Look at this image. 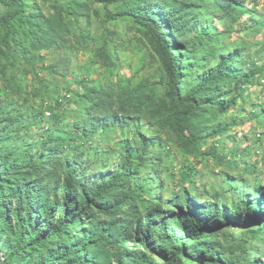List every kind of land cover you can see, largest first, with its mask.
<instances>
[{
  "label": "trees",
  "instance_id": "16d2710c",
  "mask_svg": "<svg viewBox=\"0 0 264 264\" xmlns=\"http://www.w3.org/2000/svg\"><path fill=\"white\" fill-rule=\"evenodd\" d=\"M39 1L54 12L45 14ZM104 1L109 21L131 20L143 29L164 71V94L145 79H125L113 91L84 84L76 96L73 132L58 128L63 111L51 105L0 106V238L10 253L6 264H264L254 256V243L264 237V199H256L264 187L244 194L232 215L241 218L243 234L225 231L221 239L213 223L223 217L212 205L197 203L186 187L166 195L161 180L144 174V164L155 165L150 152L155 138L137 133V139H125L117 166L100 178L84 160L99 157L90 145L137 122L167 129L188 155L200 152L201 140L227 135L236 125L229 113L250 76L238 67L241 53L225 50L202 13L252 18L255 11L244 0ZM85 8L80 0H0L2 73L9 84L3 90L9 99L21 89L14 73L7 78L8 68L60 46L66 20L80 11L87 15ZM257 116L264 119V108ZM103 155L109 159V152ZM183 178L194 184L189 174Z\"/></svg>",
  "mask_w": 264,
  "mask_h": 264
},
{
  "label": "rangeland",
  "instance_id": "374dc122",
  "mask_svg": "<svg viewBox=\"0 0 264 264\" xmlns=\"http://www.w3.org/2000/svg\"><path fill=\"white\" fill-rule=\"evenodd\" d=\"M61 1L67 3L69 0ZM80 1L86 7L84 12L88 13L84 15L80 11L68 17V28L62 31L60 46L37 52L31 61L16 60L14 66L8 68L7 78L14 73L21 89L10 99L3 90L9 84L2 73L5 59L0 53V106L8 101L14 102L16 110L20 106L39 108L51 105L56 112L63 111L58 128L73 132V117L78 118L74 113L78 104L76 96L84 92V84L113 91L125 79L135 82L145 79L156 82L159 92L164 94V71L143 29L131 20L109 21L104 0ZM244 1L255 11L252 18H238L234 13L219 18L211 10L202 13L216 27L225 50L241 53L238 67L243 74L250 76L238 91L240 98L229 113L236 125L227 135L201 140L200 152L188 155L178 147L175 136L167 129H155L145 122H137L126 130L113 131L100 143L90 145L99 157L93 154L84 156V160L91 162L89 167L94 177L100 178L117 166L118 152L125 139L136 138L137 133L155 138L150 152L156 159L153 161L156 166L144 164V174L161 180L166 195L186 187L192 191L197 203L212 205L223 217L213 223V232L221 239L225 231L234 232L238 237L243 234L245 229H239L238 225L242 223L241 218L237 220L232 215L240 211L237 207H242L244 194L264 187V119L255 117L264 108V0ZM39 4L45 14L54 12L48 4L40 1ZM109 9L113 10L114 5H109ZM49 115L47 112L45 118H50ZM55 130L59 132V129ZM83 141L79 140V143ZM82 149L83 145L79 151ZM103 150L109 152V159L103 155ZM97 158L102 162L95 167L92 162H98ZM101 164L106 170H98L101 167L97 166ZM184 174H189L194 184L185 181ZM261 198L264 199V192H259L256 199ZM225 220L227 222L223 223ZM254 244L257 251L254 256L262 257L264 262V237ZM9 254L0 238V264H6Z\"/></svg>",
  "mask_w": 264,
  "mask_h": 264
}]
</instances>
